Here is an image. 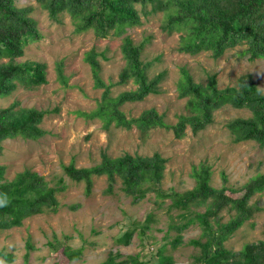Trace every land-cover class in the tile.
Listing matches in <instances>:
<instances>
[{
	"label": "rangeland",
	"instance_id": "374dc122",
	"mask_svg": "<svg viewBox=\"0 0 264 264\" xmlns=\"http://www.w3.org/2000/svg\"><path fill=\"white\" fill-rule=\"evenodd\" d=\"M18 7H31L30 16L37 23V36L30 40L17 61H38L46 64L47 82L33 89L18 86L0 98V107L18 102L21 107L47 110L40 127L45 134L37 140L20 137L2 142L0 165L4 177L11 179L25 168L44 176L50 185L63 181L65 188L57 193L60 203L55 213L27 217L22 225L0 231V250L14 256L4 264H97L111 253L120 254L116 260L136 255L146 264L157 261L158 254L170 256L175 264H193L198 249L187 242L197 238L200 229L190 226L182 232V242L173 247L174 230L168 231L171 219L178 220V211L169 209V199L162 204L154 193H148L137 203L125 196L117 184L113 193L104 192V176L93 177L89 194L83 182L69 179L63 166L72 162L76 167H90L100 161L102 152L111 157L124 153L151 155L159 153L166 159L161 189L176 191L195 185L194 167L203 164L209 172V182L219 187H238L250 177L264 172V148L253 141H234L226 124L237 117H248L247 109H238L228 103L213 112V121L204 129L192 132L187 126L182 137L172 129L151 128L146 134L136 126L129 129L108 127L102 120L89 114L101 98L103 89L94 85L85 52L95 49L100 54V77L110 87V95L135 88L132 81L117 83L124 66L120 51L121 38L108 36L98 39L91 30L76 33L67 14L52 20L36 0H14ZM140 24L127 29L135 43L148 37L142 59L150 64L149 76L162 73L159 90L142 101L120 106L126 118L137 117L146 109L154 108L163 114L168 125L175 124L179 114H188L187 97H180L178 84L182 70L195 82L205 84L213 77L218 89L236 86L238 78L249 74L264 94V59L249 60L244 46H236L218 58L210 52L189 55L179 52L178 33L167 34L161 29L162 14H140ZM61 69L62 79L58 75ZM225 178H223V177ZM261 210L240 227L224 245L238 251L245 244L264 238V190L255 194ZM73 206L74 209H71ZM227 219L225 212H222ZM133 230L128 243L120 242L126 231ZM56 236L60 243L79 249L80 256L68 261L59 251L49 247ZM67 237V239L64 238ZM32 248L26 258V240ZM60 249V248H59Z\"/></svg>",
	"mask_w": 264,
	"mask_h": 264
},
{
	"label": "trees",
	"instance_id": "16d2710c",
	"mask_svg": "<svg viewBox=\"0 0 264 264\" xmlns=\"http://www.w3.org/2000/svg\"><path fill=\"white\" fill-rule=\"evenodd\" d=\"M52 20H58L67 14L76 33L91 30L98 39L108 36L121 38L120 51L124 66L118 74L117 83L132 81L134 89L122 91L116 96L110 95V86L100 77V63L95 49L85 52L84 60L89 65L94 85L102 88L101 98L90 111L106 127L114 124L129 129L133 125L142 133L151 128L172 129L178 138L189 126L196 133L213 121V112L222 104L228 103L234 108L247 109L248 117H237L226 126L234 141H253L264 148V94L249 74L241 75L236 86L218 89L213 77L205 84L195 82L186 70L178 84L180 97H187L188 114H179L177 122L168 125L163 114L154 108L143 110L139 116L126 118L120 109L125 103L142 101L148 95L156 94L162 73L149 76L150 64L142 59L148 37L135 43L127 34V29L140 24V14L161 13V29L167 33H178L177 50L189 55L208 51L214 58L220 57L225 50L244 46L249 60L264 59V0H36ZM31 7H18L14 0H0V98L12 93L18 86L26 89L39 87L47 82L46 64L38 61H17L24 54L26 44L36 38L37 23L30 16ZM58 75L62 79L61 69ZM47 110L33 107H21L13 102L0 107V154L2 142L17 137L37 140L45 134L40 127ZM166 159L159 153L139 155L124 153L111 157L102 152L100 161L90 167H76L70 162L63 166L64 174L75 182L84 183V191L89 194L93 186V177L104 176V192L113 193L119 189L139 202L148 193H154L162 204L169 199L168 208L178 211V220L171 219L168 231L174 230L175 237L170 241L173 247L182 242V232L196 225L200 229L197 238L187 243L198 249L193 264H264V238L245 244L238 251L225 247L227 241L253 215L261 210L252 197L264 190V172L250 177L240 186L219 187L209 182L207 168L200 164L193 169L195 185L188 190L176 191L160 187L164 176ZM4 167L0 165V192L10 197V205L0 209V231L22 225L25 218L55 213L60 203L57 193L64 189L62 180L50 185L44 176L29 168L17 172L11 179L4 177ZM223 177V176H222ZM225 178V177H223ZM74 209L73 206H70ZM225 212L227 219H224ZM264 228V223H263ZM133 230L125 232L120 242L128 243ZM67 239L66 236H64ZM50 249L59 252L68 260L80 256L79 249L60 243L53 237L49 241ZM27 258L32 248L30 239L26 240ZM60 248V249H59ZM58 252V251H57ZM120 254L109 253L105 260L97 264H143L136 255H128L117 261ZM0 257L12 262L11 253L0 250ZM57 264V263H55ZM146 264H175L170 256L160 252L157 261Z\"/></svg>",
	"mask_w": 264,
	"mask_h": 264
},
{
	"label": "clouds",
	"instance_id": "9594fccd",
	"mask_svg": "<svg viewBox=\"0 0 264 264\" xmlns=\"http://www.w3.org/2000/svg\"><path fill=\"white\" fill-rule=\"evenodd\" d=\"M10 205V197L5 192H0V209L7 208ZM0 264H4L2 260H0Z\"/></svg>",
	"mask_w": 264,
	"mask_h": 264
}]
</instances>
